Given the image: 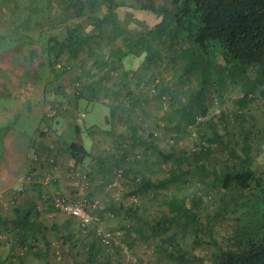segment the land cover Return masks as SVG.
<instances>
[{"label":"rangeland","instance_id":"1","mask_svg":"<svg viewBox=\"0 0 264 264\" xmlns=\"http://www.w3.org/2000/svg\"><path fill=\"white\" fill-rule=\"evenodd\" d=\"M65 1L0 0V36H4L0 37V249L5 250L1 258H7L0 260V264H19L18 256L26 259L24 264H87L88 260L83 259L91 247L96 252L92 264H176L158 251L159 245L169 243L167 238L172 233L176 236L175 247L186 253L188 264H215L213 253L234 230L244 210L240 205L244 198L233 201V192L223 188L214 175L201 179L195 173H189L185 181L139 190L142 178L159 182L174 162L141 145L132 148L133 124L143 136L153 133L164 151H197L209 146V141L202 138L203 131L208 137L214 134L208 125L202 133H198L197 125L177 133L173 122L163 118L166 110L171 112L169 95L163 87L176 91L180 86V71H174L173 65L181 60L175 64L171 61L173 49L168 38L154 42L160 56L156 66L144 67L148 58L145 52H134L121 61L116 59L114 66L108 63L116 58L117 48H126L121 36L94 39L97 55L85 51L71 58L67 52L56 53L66 37L67 24L93 33L97 28L91 16H102L112 6L126 33L137 38L162 19L161 14L144 6L158 7L170 0H83L81 12L75 11L80 0H71L70 3L77 4L69 3V7ZM28 16H34L37 23L27 24ZM107 26L104 25V33L114 35ZM48 38L49 47L45 48L43 43ZM192 52L191 49L189 53ZM248 73L252 80L257 70L249 68ZM191 83L193 87L199 86V78L192 76ZM246 84L243 79L226 78L219 89L213 84L206 92V119L216 125L225 141L222 150L213 148L206 157L210 170L221 171L235 160L230 157V149L236 147L240 152L242 143L237 144L236 140L241 141L248 129L251 167L264 173V83H256L242 105ZM176 92L183 100L184 93ZM42 126L45 130L39 132L48 136L47 144L52 143L51 148L43 151L37 148L36 137H30ZM71 141L83 143L90 150L92 155L83 164L61 162L58 154L51 151ZM27 143L34 147V152L26 158ZM101 157L109 159L104 172L99 171L104 170L98 164ZM23 161L27 167L41 165V179L51 177L48 184L64 178L67 188L72 189L53 194L85 200L96 221L85 227L62 211L54 209L57 213L51 215L53 207L40 200L36 202L37 218L40 226L47 228L46 233L21 240L14 227V209L23 202L31 182L25 183L22 193H15L27 172L20 176L17 185L13 181L23 168ZM183 167L188 164L183 163ZM125 170H129L126 175ZM48 184L42 187V193L51 194L46 190ZM252 192L253 184L247 195ZM173 194L197 213L199 224L174 225L167 234L156 236L147 229L141 234H127L126 227L137 223L123 207L137 205L142 219L153 221L169 212L166 200ZM99 229L111 232V246L104 245ZM47 241L50 245L45 244ZM39 248L49 260L34 254Z\"/></svg>","mask_w":264,"mask_h":264},{"label":"trees","instance_id":"2","mask_svg":"<svg viewBox=\"0 0 264 264\" xmlns=\"http://www.w3.org/2000/svg\"><path fill=\"white\" fill-rule=\"evenodd\" d=\"M70 1H65L66 7H69ZM81 3L83 0H80L79 6L76 2L70 4H77L76 7L74 6L75 11L81 12ZM111 7L102 16H91L97 28L93 33L82 31L79 25L68 26L71 24H67L66 37L56 53L67 52L71 58L85 51L88 55H91V52L92 55H97L98 46L94 44V39L105 36L112 40L116 36H121L126 48H117L114 52L116 58L108 63L114 66L116 59L121 61L134 52H145L148 58H145L143 62L144 67L148 64L156 66L160 56L157 54L154 42L156 39L168 38L169 46L173 49L171 61L175 64L181 60L178 65H173V70L180 71L178 78L180 86L176 88V91L183 92L184 99L178 98L177 92L171 90L170 86L163 87V92L168 94L170 99L168 108H171L170 113L165 111L163 118L173 122L172 127L177 133L190 125H197L198 133H202L203 127L208 125L214 134L208 137L209 135L203 131L202 138L209 141V146H202L197 151L185 153L175 148L164 151L156 143L153 133L143 136L139 133V127L133 124L130 136L132 148L141 145L152 154H159L163 159H171L174 162V167L159 182H153L147 177L142 178L139 190H149L155 185L164 186L181 180L185 181L189 173H195L201 179L214 175L223 188L233 192V201L244 198L240 204L244 210L234 230L227 237L225 244L218 245L217 251L213 253L214 263L264 264V173H257L251 167V146L248 143L251 131L245 130L241 141L236 140L237 144L242 143L240 152L236 147L230 149V157L235 160H231L221 171L216 168L210 170L206 165V157L213 148L222 150L225 147V141L216 125L206 119L205 99L206 92L213 84L219 89L226 78L231 81L239 78L247 83L244 96L240 100V103L244 105L245 98L254 89L255 84L264 83V0H170L169 3H163L158 7L149 4L144 8L161 14L162 19L152 29L144 31L137 38L126 33ZM105 24L109 25L108 30H111L114 35L104 33ZM49 43L50 38L43 43L44 47H49ZM191 49L193 52L189 53ZM249 68L257 70V75L252 80L248 73ZM192 76L199 78V86L193 87ZM52 85L53 83L51 87ZM114 93L120 94L119 91ZM199 117H203V120H199ZM76 129L78 131L79 127L77 126ZM66 148L77 165L83 164L87 156L92 155L90 150L78 141L69 142ZM98 160V164L104 168L99 171L104 172L109 166V159L101 157ZM185 162L188 164L187 168L183 167ZM126 171H124L125 175L129 173V170ZM252 184L253 192L247 195V190L252 187ZM166 204L169 212L163 213L153 221L143 220L137 205L128 208L122 206L127 215L133 217L137 223V226L130 224L126 227L127 234H141L147 229L156 236L161 233L167 234L174 225L199 224L197 213L186 206L184 200L176 194L171 195L166 200ZM51 209L54 210V208ZM14 212L16 214L14 226L19 237L28 238L30 232L35 231L33 226L39 225L38 218L33 217L35 214L38 215L36 204L31 202L24 208L16 206ZM167 240L169 243L164 242L159 245L158 251L176 264H188L189 259L186 253H181L175 247V234L172 233ZM90 252L91 260L88 261H93L96 252L92 248Z\"/></svg>","mask_w":264,"mask_h":264},{"label":"crops","instance_id":"3","mask_svg":"<svg viewBox=\"0 0 264 264\" xmlns=\"http://www.w3.org/2000/svg\"><path fill=\"white\" fill-rule=\"evenodd\" d=\"M34 19H35L34 16H28V21L29 22L27 24H31V23L35 24V23H37ZM46 88L48 89V87H46ZM53 94L55 95V93H53ZM43 130H45L43 126L40 127V128H37L33 132V134L30 136L32 138H35L36 137V140H38V142L36 143L38 145L37 148L38 149H41L42 151L43 150H48L49 148H51L49 145L52 144L50 142H49L50 144H47V138H48V136H45V134L43 132L42 133L39 132V131H43ZM46 134H47V132H46ZM30 137H28V138H30ZM10 142H15V140L14 141H10ZM26 146H27V149L25 150V153L27 155H25V156L27 158L32 152H34V147H32L31 144H29V143H27ZM51 151H54L53 153H57L58 154L57 158L59 159V161H61V162L64 161V163H66V164H71V165L74 164V161L75 160L73 159L70 151L67 150L66 145H60L56 149L51 150ZM40 166L41 165H37V164L35 165V167L33 166V169H35V179H34L33 182H31L28 185V189L26 190V193H27L26 194V197L22 200L23 202H21V204L17 205L19 208L20 207L21 208L27 207L28 203L34 202L36 204V202L40 201L41 194H42V190H43L42 187H45V185L48 184V183L43 184V182H42L43 180L41 179V175L42 174H41ZM25 171L26 172L28 171V167L26 166V164H24V161H23V168L20 169V171L18 172L19 174L17 175L15 181H13V183H15V185H17L20 176L23 175L25 173ZM65 183L66 182L64 181V178L63 179L60 178V177L59 178H56L53 183H49L47 185V189L46 190L48 192H50L51 194H53L54 192H57V191H64V190L67 191L69 189H72V188H69L68 189L67 188V185ZM50 210H53V209H50ZM56 213L57 212H55L53 210L51 212V215L52 214L55 215ZM35 216L38 217L39 215H36L35 214L33 217L35 218ZM15 217H16V215H15ZM38 223H39V221H38ZM53 226L55 227V225H53ZM33 229H35V231H34V233L33 232H30L31 237H33L34 235L37 236V235H43V234H45L47 228L41 227L40 226V223H39L38 226H36V227L33 226ZM21 240H26V238L25 239L22 238ZM46 243H48V245H50V241L49 242L48 241L45 242V244ZM51 246H52V244H51ZM39 249H41V248H39ZM39 249L37 250V252L34 253L36 256H39V254L40 255H43V253H44V250L43 249H46V245H44L43 249H41L42 251L41 250L39 251ZM4 251H5L4 249H0V260L7 259V258H4V259L1 258V257L5 256ZM90 254H91V252L89 251L88 256L86 258H84L83 260H91ZM16 258H18V260L20 261L19 264H22V263L24 264L25 261H23V260H26V259L21 258L19 256L16 257ZM42 259L43 260H49V258L46 257L45 254L43 255ZM92 260H94V259H92ZM92 263H93V261H87V264H92Z\"/></svg>","mask_w":264,"mask_h":264},{"label":"built area","instance_id":"4","mask_svg":"<svg viewBox=\"0 0 264 264\" xmlns=\"http://www.w3.org/2000/svg\"><path fill=\"white\" fill-rule=\"evenodd\" d=\"M37 158H34V161ZM37 163H35L36 165ZM34 164L28 165L27 173L22 176L20 182L15 190V193H22L25 188V183L33 182L35 179V169H33ZM57 169V166H54V170ZM45 183L51 181V177H46ZM41 201L46 202L51 207L56 210L62 211L65 214L74 217L79 220L81 225L85 227H89L96 221V216L89 210L88 204L84 201H78L74 198H71L69 195L55 193V194H41ZM99 233L102 235V240L105 246H111L114 243L113 237L111 236V232L105 231L103 229H99ZM116 242V241H115ZM117 243V242H116Z\"/></svg>","mask_w":264,"mask_h":264}]
</instances>
